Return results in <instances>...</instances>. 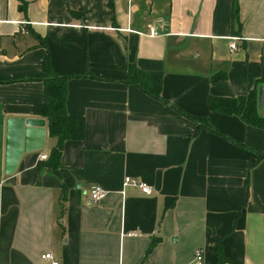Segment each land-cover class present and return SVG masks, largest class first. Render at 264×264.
Here are the masks:
<instances>
[{
    "label": "crops",
    "instance_id": "crops-1",
    "mask_svg": "<svg viewBox=\"0 0 264 264\" xmlns=\"http://www.w3.org/2000/svg\"><path fill=\"white\" fill-rule=\"evenodd\" d=\"M22 1L0 0V264H195L197 248L200 264H264V129L207 107L254 90L264 118V0ZM45 57L54 74L93 77L65 83L84 130L57 174L56 140L32 114ZM127 65L161 73V101L123 83ZM26 120L43 121V146L7 173Z\"/></svg>",
    "mask_w": 264,
    "mask_h": 264
},
{
    "label": "trees",
    "instance_id": "trees-1",
    "mask_svg": "<svg viewBox=\"0 0 264 264\" xmlns=\"http://www.w3.org/2000/svg\"><path fill=\"white\" fill-rule=\"evenodd\" d=\"M20 12H23L24 3L22 0H16ZM236 15L233 8L232 16ZM45 57L41 67L44 70L43 78V101L32 107V114L42 117L46 122L49 136L55 138V144L50 148L45 160V166L54 174H57L59 168V156L62 144L65 141L81 140L83 136L84 125L80 118L68 117L65 114V83L68 79L88 77V74H54L49 71ZM222 77V76H221ZM215 76L211 77L212 81L217 80ZM125 84H132L141 90L144 94L152 99L161 101L159 96L161 73L144 72L136 69L134 66L125 67V77L122 80ZM207 107L210 111L218 112L224 115H233L238 117L243 123L264 129V118L257 116L255 111V92L250 91L243 96L236 98H217L208 97ZM191 121L197 122L207 127L205 123L194 118ZM260 159H264L263 154H259ZM218 261H221L220 252L218 251Z\"/></svg>",
    "mask_w": 264,
    "mask_h": 264
},
{
    "label": "water",
    "instance_id": "water-1",
    "mask_svg": "<svg viewBox=\"0 0 264 264\" xmlns=\"http://www.w3.org/2000/svg\"><path fill=\"white\" fill-rule=\"evenodd\" d=\"M42 120H26L20 124L19 140L21 149L7 145V155L5 161V171L11 173L21 151L27 152L38 150L43 146V129ZM9 148V149H8ZM13 151V152H12Z\"/></svg>",
    "mask_w": 264,
    "mask_h": 264
},
{
    "label": "built area",
    "instance_id": "built-area-1",
    "mask_svg": "<svg viewBox=\"0 0 264 264\" xmlns=\"http://www.w3.org/2000/svg\"><path fill=\"white\" fill-rule=\"evenodd\" d=\"M156 35L157 34L153 28H148V32H147L146 36L155 37ZM228 40H229V43H228L229 49L234 50L235 49V41L237 40V38L229 37ZM122 186L132 187L145 196L150 195L152 192V189L147 184H145L139 180L132 179L128 176L123 178ZM87 195H88L89 202L98 203L99 201H101L105 197L106 192L103 189H101L99 186H90L87 190ZM41 259L47 261L48 264H58L57 261H55L53 259L52 255L50 253H45V254L41 255ZM201 259H202V251H201V249L197 248L193 252L194 263L200 264Z\"/></svg>",
    "mask_w": 264,
    "mask_h": 264
}]
</instances>
